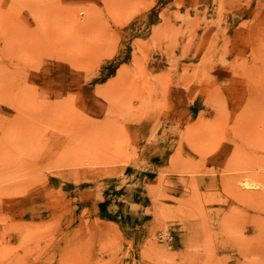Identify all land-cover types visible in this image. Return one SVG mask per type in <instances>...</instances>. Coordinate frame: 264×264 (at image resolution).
Wrapping results in <instances>:
<instances>
[{
    "label": "rangeland",
    "instance_id": "rangeland-1",
    "mask_svg": "<svg viewBox=\"0 0 264 264\" xmlns=\"http://www.w3.org/2000/svg\"><path fill=\"white\" fill-rule=\"evenodd\" d=\"M0 264H264V0H0Z\"/></svg>",
    "mask_w": 264,
    "mask_h": 264
},
{
    "label": "bare ground",
    "instance_id": "bare-ground-1",
    "mask_svg": "<svg viewBox=\"0 0 264 264\" xmlns=\"http://www.w3.org/2000/svg\"><path fill=\"white\" fill-rule=\"evenodd\" d=\"M28 3V2H27ZM14 5H15V3H13ZM17 4V3H16ZM51 4V3H50ZM46 6V5H45ZM48 6H50V5H48ZM14 7H16V6H14ZM53 7H56V5H54ZM245 180V179H244ZM252 185H253V183H252ZM251 186V185H250ZM218 263V262H217Z\"/></svg>",
    "mask_w": 264,
    "mask_h": 264
}]
</instances>
